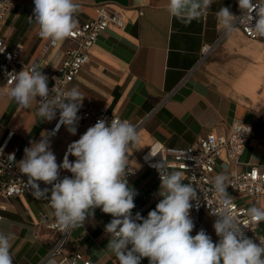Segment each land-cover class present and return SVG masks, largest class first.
<instances>
[{"label": "crops", "instance_id": "1", "mask_svg": "<svg viewBox=\"0 0 264 264\" xmlns=\"http://www.w3.org/2000/svg\"><path fill=\"white\" fill-rule=\"evenodd\" d=\"M76 3L77 26L94 19L102 5L119 13L125 23L124 28L110 26L100 36L90 51V62L70 89L78 88L87 104L139 125V143L128 153V162L135 171L128 184L138 192L133 215L139 212L146 218L161 198L160 183L139 158L156 144L187 149L206 135H224L234 121H242L251 126L252 135L241 164L228 167L220 162L214 176L224 170L230 177L234 169L240 172L253 166L264 169V41L248 39L239 28L235 34L225 36L218 29L215 16L222 6L238 16L241 11L238 0H213L207 13L190 23L169 15L168 0H76ZM33 9L34 0H11L10 9L0 23V38L20 51L24 63L43 67L42 73L50 79L59 73L66 52L75 44L66 38L53 45L41 38L38 25L28 20ZM206 45L214 48L202 58ZM7 89L0 74V143L14 133L11 146L18 147L20 157L24 158V149L30 147V141H39L51 132L57 117L50 122L40 121L38 104L22 108L4 95ZM91 126L79 123L76 135L63 126L50 137L58 165L63 162L69 144ZM68 159L74 162L76 158L69 155ZM5 206L0 227L6 222L20 225L27 233L38 227L50 231L47 225L55 220L48 200L36 199L31 194L12 198ZM214 221L215 218L203 213L191 235L204 229L214 243L218 242ZM106 224L105 213L96 208L94 216L86 218L81 228L69 229L65 253H81L94 264H118L117 258L105 251L109 239ZM53 245L52 241L40 242L35 236H14L13 264H48ZM141 264L145 263L141 260Z\"/></svg>", "mask_w": 264, "mask_h": 264}, {"label": "clouds", "instance_id": "2", "mask_svg": "<svg viewBox=\"0 0 264 264\" xmlns=\"http://www.w3.org/2000/svg\"><path fill=\"white\" fill-rule=\"evenodd\" d=\"M212 3L213 0H168L167 11L181 22L190 23L205 15ZM238 6L240 17L227 6L215 13L218 29L230 36L238 26H243L264 38V0H238ZM78 9L76 0H34L33 14L28 20L38 25L41 38L55 45L73 35ZM42 68L36 64L8 74L11 87L4 95L22 108L38 104L40 121L56 119L57 111L59 120L53 131L39 141H30L23 159L17 162L10 155L8 160L27 176L25 188L30 194L48 200L58 225L64 229L81 228L86 218L94 216L96 208L110 214L113 218L105 225L109 234L105 251L113 254L118 264H141L143 258H148L149 264H264V236L257 237V244L245 235L241 227L245 225L233 211V198L227 191L230 183L226 170L213 177L210 189L220 205L219 210L210 207V214L216 217L213 228L218 242L214 243L204 229L191 235L195 227L190 216L191 201H197L198 207L197 191L193 183L183 182L181 171L169 170L163 161L153 165L161 179L159 202L146 218L139 212L133 215L138 192L129 186L126 177L131 173L129 149L139 143V134L127 120H97L69 144L63 162L58 165L50 137L61 126L76 135L84 96L76 87L53 95L55 88L50 92ZM37 97L41 99L37 101ZM69 155L76 158L74 162L69 161ZM61 169L72 176L60 179ZM41 181L51 188H41ZM246 215L251 222H264V208L253 205L246 209ZM13 239L11 232L0 230V264H13ZM48 264L57 262L50 258Z\"/></svg>", "mask_w": 264, "mask_h": 264}, {"label": "built area", "instance_id": "3", "mask_svg": "<svg viewBox=\"0 0 264 264\" xmlns=\"http://www.w3.org/2000/svg\"><path fill=\"white\" fill-rule=\"evenodd\" d=\"M255 3V0H253ZM11 6V0H0V23L6 17ZM240 11L237 17H240ZM255 16V13H253ZM255 21H253L254 25ZM124 28L125 23L122 16L106 5H102L97 9L96 17L89 20L83 25H79L74 30L72 36L68 37L75 47L66 52V59L59 73L48 79V87L53 95L70 90V85L76 80L82 69L90 62V51L98 42L100 36L110 27ZM242 33L250 40L264 41V38L258 37L243 26H238ZM214 48V46L206 45L202 51V58L206 57ZM33 65L24 63L18 49L10 48L3 38H0V74L3 76L7 88L11 87L9 83L10 73H18L24 67L31 68ZM41 98L37 97V101ZM81 117L79 123H90L95 125L97 120L105 119L108 123L112 119H122L118 115L110 113L106 109L95 108L82 101V107L78 112ZM59 120V111H57V120ZM128 121V120H127ZM130 122V121H129ZM56 124L52 131L55 129ZM63 126L59 128V133ZM138 130L139 125L135 126ZM246 129H245V128ZM248 129V131H247ZM252 135L250 125L242 121H234L224 135L209 134L197 141L187 149L169 148L156 144L151 147L145 154L141 155L140 161L142 165L151 171L157 181L161 184L160 174L153 165L164 162L169 170L181 171L183 173V181L185 183H193V187L197 191V201H191L193 208L190 210V216L194 225L200 223V216L203 213L211 215V208L219 210V201L214 192L211 191V181L220 162L228 167H236L241 164L242 157L248 147ZM14 133H9L7 138L0 143V222L3 220V212L6 211L5 202L16 197L30 194L25 188L27 176L20 172L19 168L8 160L10 155L15 156V160L20 161V149L12 147L11 142ZM131 173L127 175L128 183L135 176V171L128 162ZM234 169V168H233ZM65 176H72L67 170L60 171V179ZM41 188L49 187L44 182H38ZM229 187L227 191L231 192L234 208L238 219L245 225H241L245 235L257 244H259L258 236H264L262 225L251 222L246 215V209L255 205L264 208V169L253 166L250 169L240 172L236 169L232 170L229 177ZM106 223L108 224L113 218L110 214H105ZM47 229L55 231L59 240L51 248L47 260L54 258L57 264H94L85 259L81 253L66 254L64 251L67 243L69 229H64L58 225L56 220L47 225ZM145 264H149L148 258H143Z\"/></svg>", "mask_w": 264, "mask_h": 264}, {"label": "rangeland", "instance_id": "4", "mask_svg": "<svg viewBox=\"0 0 264 264\" xmlns=\"http://www.w3.org/2000/svg\"><path fill=\"white\" fill-rule=\"evenodd\" d=\"M209 226V224H206ZM0 230L5 232H11L14 236H25V237H34L40 242L52 241L54 244L59 240L55 231H45L41 227H38L34 231L28 230V233L21 229L20 225H7L6 222L0 227ZM32 233H31V232ZM35 234V235H34ZM53 246L50 247V250Z\"/></svg>", "mask_w": 264, "mask_h": 264}]
</instances>
